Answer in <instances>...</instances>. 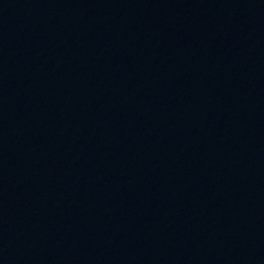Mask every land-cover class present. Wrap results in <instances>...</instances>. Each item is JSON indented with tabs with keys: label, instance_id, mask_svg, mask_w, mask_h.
Instances as JSON below:
<instances>
[{
	"label": "water",
	"instance_id": "95a60500",
	"mask_svg": "<svg viewBox=\"0 0 264 264\" xmlns=\"http://www.w3.org/2000/svg\"><path fill=\"white\" fill-rule=\"evenodd\" d=\"M0 264H264V0H0Z\"/></svg>",
	"mask_w": 264,
	"mask_h": 264
}]
</instances>
